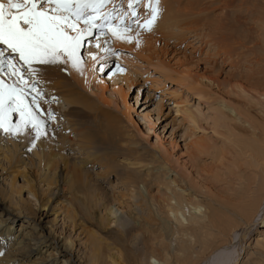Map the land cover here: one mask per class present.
Instances as JSON below:
<instances>
[{
  "label": "bare ground",
  "instance_id": "6f19581e",
  "mask_svg": "<svg viewBox=\"0 0 264 264\" xmlns=\"http://www.w3.org/2000/svg\"><path fill=\"white\" fill-rule=\"evenodd\" d=\"M236 1L238 0H160L158 5L159 13L151 25L148 32L150 34H140L129 29L113 28L109 31L106 38H110L116 45H132L136 49H141L148 67L157 66L161 69L162 74L177 75L178 82L182 86H193L194 88L192 89L197 91L200 96L210 97L212 95L211 89H207L204 84L208 82L210 86L217 87V89L224 87L223 97H235L246 102L243 107V105L227 101L228 107L223 109L219 107L216 110V119H214V124L219 129L220 127L226 129L225 131L230 134L229 137H235L234 141L231 142H233L234 147H238L242 156L233 157L234 161L231 164L228 163L229 166L227 168L224 166V162L227 160L226 157H212L214 168L218 173L216 177L219 178L221 175L220 165L224 166L227 169H224V171L235 177L234 180H236L238 188L233 189V186L231 188V181L228 180L227 186L225 185L228 187V193L224 190V196H220L222 198H218V196L215 198L209 192L205 193L204 196L210 198L213 204L206 203L202 205L197 198L199 196L187 198L185 192L179 190V182L170 179L169 174L174 172L188 188L196 189L197 185L191 184L190 175L186 176L181 171L167 170L160 162H158L156 167L149 168L142 161L145 153L139 146H136V142L132 141L134 137H129V132L126 133L130 127L136 129L130 114L132 106L129 105L127 100V89L131 88L132 84L128 87L125 84L113 87L112 92L113 95H116V100L109 102L110 99L108 98L109 100H107L105 94L108 91L107 89H109L107 83L102 80L98 81L95 73V67L100 57L89 59L87 62L81 58V63L76 67H73L71 61L65 62V58L61 57L62 65L56 71L58 73H54L55 77L51 74L53 86H47L49 87L47 90L50 93H55L59 99L71 107L64 117L72 131L76 132V129L80 126L79 122H77L80 121V114L76 109L79 108L78 106H82L88 112L96 111L99 116H102L103 123L100 128L105 137L101 136L102 140L99 142L96 136L85 133L87 136L81 135L77 141H74L67 134L59 137L56 131H51L50 133L44 127L43 120L38 114L33 113L29 106H22V104L17 103L16 105H11L12 110H9V104L7 103L8 93L13 90L16 96H20L19 89L15 84H4L5 82L0 79V82H2L0 83V90L4 92L5 96V116L7 117L5 127L8 128V131L0 128V144H2L5 136L8 137L6 147L5 145H0V158L2 157L9 164L10 177H12V189L9 192L0 188V242L1 245L5 243L7 248L6 252L0 251V264H85L83 257L76 255L75 245L70 239L53 233L52 229L46 230L42 224L50 216L53 205L56 203L59 206L57 209L58 217L72 225V234L74 233L77 237L84 234L87 237L86 242L90 243V245L87 244L92 249L91 255L89 254L90 257L88 255V264H142L141 256H137L134 253L135 251L129 247L131 246L128 241L129 234L127 236V233L124 234L119 231L113 233L115 236L112 244L114 248H111V246L110 249L108 248L109 251L107 250L103 253L101 248L97 247L100 243H96L98 241H96V237L87 232V230L80 229L82 226H79L78 221H76L75 204L87 201L96 207L97 204L103 206V204H100L101 193L98 188H96L95 192V185L89 180L90 174L87 176V173L83 171L85 167L89 166L85 159H82L84 162H72L67 156L59 155L57 148L60 147V144L64 148L69 146L70 150L77 147L80 153H89L91 150H98L97 148H100V146L108 145L113 149H117L116 151L123 150L129 156H137L135 164H120L115 169L122 168L125 171L127 170V176L123 177L125 187L128 186L132 190H139L136 187L138 183L146 185L144 186L146 189L142 187L144 191L141 189V193H139L142 196L139 194L133 196L135 193L131 195V197L133 196V202L138 199L144 205H148L150 209L151 207H157L158 211L154 210L156 212H151L150 210L148 212L150 219L151 217L152 219L156 217V222L160 220L164 228L159 229L165 230L170 238L174 239V244L176 243L177 245L172 251L173 245L170 244L169 246L156 237L155 240H158V242L153 241L152 245L150 243L152 240L146 241V245H151L150 248H152L151 254L147 255L151 260L155 259L159 264H198L199 262V264H236L237 260L239 261L242 255L243 243L248 238L249 231L258 223H264V219L258 221V219L264 218V94H256V91L255 94H252L248 91V86H245L242 82L244 80H241L244 79V74H241L242 69L240 67L243 59L248 60L250 64L252 61L250 57L255 55L254 51L256 48L264 51V48L261 49L264 45V39L261 40V37L263 38L264 36V12H262L263 15H260V13L258 17L253 18V15L246 16L249 10L246 8L247 13L244 16L241 13L245 10L240 11L242 9L241 5L243 6V3L245 1L248 2V0H239L242 3H239L235 8L240 10L234 8ZM258 1L264 3V0ZM146 2H149V0H146ZM214 5H216L215 8ZM259 7L258 10H260ZM262 7L261 9H264ZM248 15H250V12ZM80 27L83 28L85 25L81 22ZM114 32L116 33L115 35L113 34ZM71 34L75 35V33ZM102 39L105 38L103 37ZM184 43H186V47L194 49L199 58L205 55L206 57L202 60L204 63H210L213 60L214 66L217 64L219 67L222 65L231 67L238 72L240 78L236 82H232L230 79L222 82L217 78L207 77V74L196 75V79L194 76L192 77L189 71H180L183 76L177 74L176 70H171L167 55L171 46L177 47ZM1 47L8 50L5 45ZM9 54L12 53L9 52ZM7 57L9 58V56ZM219 61H222V65L218 63ZM254 61L255 65H260L263 62L261 59H255ZM63 76L65 78L62 82H59L58 79ZM125 81H131V79L119 76L113 80L115 84ZM160 84L162 85V83ZM174 92H171L173 97L176 95ZM119 102L123 107L121 110ZM181 105L183 106V104ZM189 106L183 108L184 116L191 124L199 126L203 116L200 111H193L191 106ZM254 107L260 111L261 116L253 117L250 110L248 109L247 111L246 109ZM43 108L42 114L49 110L47 106ZM21 109L25 113L24 116L21 115ZM225 109L228 112H234L236 118L237 116L245 118V123L250 124L249 129H251L250 132L252 131V134L250 133L248 136L236 135V138L235 131L231 130L232 126L226 122L227 111ZM14 112L17 114L18 122L12 127L11 119ZM114 112L118 116H115ZM29 113L31 114L30 117ZM96 113L95 115H97ZM98 119L100 120L101 118ZM233 121L232 119V123ZM33 124H37L40 127L41 134L39 136L36 128L32 126ZM27 126H32L33 135L28 134L26 131ZM12 137H17L24 148L32 152L35 157H38L39 171L42 172L41 175L38 174L37 180H27V177H23V179L27 180L29 202L22 200L21 194L23 192L17 187L16 182L17 179L25 175L21 171H32L31 168H33L34 164L28 158H23V155L20 154V146L17 143H12ZM98 144L99 146H97ZM197 146L199 153L207 152V148L201 141L198 142ZM108 155L106 152H100L99 154L97 152V155L91 154L88 159H91L92 162L98 160V164H103L101 158L108 159ZM155 159L157 160V158ZM197 160L200 162L202 157H197ZM227 161L230 162V160ZM113 169L114 167L110 165L105 166V171H108L105 175L106 179L108 175H111L110 172ZM131 169L133 171H128ZM0 171L5 174V170L1 165ZM226 173H224V177H226ZM97 178L101 177L97 176ZM39 184H44L48 187L49 192L46 194L40 190ZM130 189L129 192H131ZM152 189L156 190L155 195H153ZM80 194L85 195L80 197ZM188 196L190 197L191 195L189 194ZM120 198L125 199V195L121 194ZM113 199L114 203H121L120 205L124 207V202L119 201V197H116L115 194H113ZM32 202L38 207L39 215L36 214L38 220H36L37 218L34 219L35 217L29 207V203ZM120 205L118 204V206ZM137 206L143 211L141 205ZM104 211L103 220H110L109 223L114 220V224L118 226L123 223L124 218H117L118 213L123 212L119 207L117 208L116 204L105 206ZM187 212L188 215H186ZM140 216H137V218L133 216L135 222L137 221L139 224L146 223L145 217ZM58 217L54 219L53 223L58 220ZM84 218L85 216H83V220ZM88 218H93V216L90 215ZM132 219L131 221H133ZM171 222L175 225H171ZM146 228L148 230L149 227L146 226ZM78 230L80 233L77 234ZM245 231L246 233L244 234L243 232ZM166 236L168 235L166 234ZM150 237L153 238V236ZM158 237L160 236L158 235ZM256 247L261 252V258H259L257 264H264V244L257 242ZM231 249L235 250L230 252ZM25 251H28L27 256H24ZM202 260L204 262L201 263ZM85 261L87 262L86 258Z\"/></svg>",
  "mask_w": 264,
  "mask_h": 264
},
{
  "label": "rangeland",
  "instance_id": "374dc122",
  "mask_svg": "<svg viewBox=\"0 0 264 264\" xmlns=\"http://www.w3.org/2000/svg\"><path fill=\"white\" fill-rule=\"evenodd\" d=\"M235 3H234L235 5L234 8L239 3L241 4L242 1L238 0ZM215 6L216 5H214V8ZM254 6L255 7L257 6V8H255ZM262 6H264V3H262V1L248 0V2L245 1L243 3V6L241 5L242 7L241 10L238 8L237 9L235 8V9L240 10L241 12L245 10L241 14L245 16V14L248 12L246 16L253 15V18H256L258 17V14L260 13H261L260 15H263L262 12H264V9H261ZM258 7L260 10H262L261 12L260 10H258ZM246 8L249 10L247 11ZM249 12H250V15H248ZM133 31L139 33V31H135V30ZM140 34H145V33H140ZM147 34H150V33H147ZM93 35L94 33L84 36L83 47L80 50V56L83 60H85V62H87L89 59L100 57V60L97 62L96 67H95V73L97 74L98 81L102 80L103 82L107 83V87L109 89H107L108 91H106L105 94L107 97L106 99L107 100L110 99L109 102H114L116 100V95H113V92H112L113 87H116L121 84L122 85L125 84L126 87H128L130 84H132L131 88L127 89L128 91L127 100H128L129 105L132 106V109L130 110V114H131L132 121L135 124L136 129L130 127L128 131L126 130L125 131L126 133L129 132L130 134V135L128 134L129 137L130 136L132 138L134 137V140L132 139V141L136 142L137 143L136 146H139V148H141L143 152L145 153L144 157H142V161L145 162L144 164L148 165L149 168L152 169L157 166L158 162H160L165 166L167 170L181 171V172H184L186 176L190 175V178L192 180L191 184H196L197 185L196 189L188 188L185 183L180 181L179 176H177L174 172H170L169 178L179 182L178 188L181 192H185V195L187 196V198H191L193 196L194 197L199 196L197 198L201 202L202 205H205L206 203L213 204L210 201V198L207 197L208 198L207 199L206 196H204L205 193L209 192L210 195L214 196L215 198H217V196L218 198H222L224 196L223 195L224 190L226 191V193H228L227 192L228 187H226L228 180L231 181V188L234 187L233 189H237L238 185L235 182L236 180H234L235 177L233 175L227 174L226 171H224V169H226L229 166L228 163L231 164V162L234 161L233 157H240L241 153L238 150V147L237 148L234 147V145L232 144L233 142H231V141H234L235 137L230 136L231 137L230 138L229 132L225 131L226 129H223L221 127L219 129L216 126V124H214L215 123L214 119H216V110L219 107L221 109H223L224 107L225 108L228 107L226 104L227 101H231L241 106L243 105V107L245 106L246 102H244V100L242 101L235 97H230V98L225 97V96L223 97L222 92H224L225 90L224 87H220L219 89H217V87L210 86L208 82H205L204 84L205 86H207L206 87L207 89L208 88L211 89L212 95L210 97L202 96V95L200 96L197 91H194L192 89L194 88L193 86H190V87L182 86L181 83L178 82L177 75L169 76L166 74H162L161 69L158 68L157 66L152 65L148 67L145 61L146 58L143 56V51L141 49H136L132 45H121V46L116 45L114 44L112 40H110V38H106L107 35L104 36L105 39H102L103 37L101 38V37H97L96 35L94 36ZM263 39H264V36L263 38L261 37V40ZM181 45L177 47L171 46V49L169 50V54L167 55V59L170 62L169 66L172 68L171 70L173 71L176 70L177 74L182 75L180 71L181 72L189 71L192 77L194 76L195 79L197 78L196 75L207 74V77L217 78L222 82L224 80H229V79L232 82H236L240 78L236 70L232 69L231 67L223 66L221 64L222 61L218 62L222 65L220 67L217 64L214 66L213 60L210 63H204L202 60L204 57H206L205 55H203L202 58H199L197 53H195L196 51H194V49L188 46L186 47V43H184L182 46ZM262 48H264V45L263 47H261V49ZM0 49H3L5 51L6 53L5 59H6L7 55H10L9 54L10 50H5V48H2V47ZM254 52H255V55H253L254 57L253 56L250 57L252 60L250 61L252 63L250 62L249 64V61L245 59H243L240 63V67L242 69L241 74H244L243 76L244 79H241V80H244L242 82L244 83L245 86H248V91H250L252 94H255V91H256V94L257 93L264 94V51H260L259 48H256ZM11 59L18 61V55L15 54ZM255 59L257 60L261 59V61L263 62L260 65L259 64L255 65V61H254ZM253 62H254V65H253ZM18 65H20V63H17L16 66ZM60 65H62L61 60L57 63H44V64L35 63L34 68L36 69V73L39 72V74L45 80L43 82V85L46 87V89H49V87L47 86H53L51 74L55 77L54 73L60 69L59 68ZM119 76L127 77V78L129 77L131 81H125L123 83L118 82V84H115L113 80L118 78ZM64 78L65 77L63 76L61 77V79H58L59 82H62ZM0 79L2 82H5L4 84H10V83L14 84V81H15L14 75H10L8 70L5 73V77L0 76ZM19 81L28 82L24 78L20 79ZM153 81H156L157 83ZM159 83H162V85L161 84L159 85ZM237 83L239 84V82ZM170 91L171 92L173 91L174 93H176V95L173 97ZM19 95L22 97V103L20 102V100L18 101V103L22 104V106L23 105L29 106L30 110H32L33 113L35 112L36 114H38V116L44 122V125H45L44 127L50 133L51 131L53 132L56 131L59 137L60 136L62 137L63 135L67 134V136L72 138V140L74 141H77L79 139V136L81 137V135L87 136L85 135V133H90L91 135L96 136L99 142H101L102 140L101 136L105 137L100 128V126L103 123L102 122L103 118L101 115L99 116L98 115L99 113H96V111L88 112V110H86L82 106H78L79 108H77L76 111H79L80 121H77V122H79L80 126L76 129L77 131L74 132L70 129V127L68 126V122L66 121L64 117L71 107L68 104H66L64 101L59 99V97L58 98L55 97L53 99L56 102L51 101L49 103L48 101L35 99L34 104H36V106L35 105L32 106L31 102L28 101L25 96H22L20 91H19ZM181 104H183V106ZM44 105L49 107V110L42 114V112L44 111L43 107H45ZM119 105H120V110H121V108L123 107L121 106V103ZM189 105L191 106L193 111L194 110L200 111L203 116L202 121L199 126H195L191 124L187 120V118L184 116L183 108ZM50 106H53V107H50ZM246 109L247 111L248 109L250 110V113L252 114L253 117L254 116L259 117L262 115L260 111L257 110L255 107L252 109L251 108H246ZM53 110L55 111V117L53 121H47L48 118L44 119L41 116L45 114V116L47 117V113L53 112ZM36 111H39L40 113H37ZM226 111H227L226 122H228L229 125L232 126L231 130L235 131L234 132L235 136L236 135L248 136L250 135V133L252 134V131L250 132L251 129H249L250 124L245 123V118H243L242 116L241 118H239L240 116L239 117L237 116L236 118V116L234 115L235 114L234 112L231 113V112H228V110ZM95 113L97 115H95ZM114 115H115V112H114ZM116 115L118 116V114ZM231 117L236 123L234 121L232 123V119H230ZM98 118H101V119L99 120ZM17 122H18L17 114L14 112L12 115V119H11V126L14 127L17 124ZM64 128L66 129V131ZM26 131L28 132V134L33 135L34 133L32 126H27ZM0 134H1V131H0ZM199 141H201L207 148L206 153L201 154L197 151L198 149L197 144ZM7 142H8V137L5 136L3 138L2 144L0 145L2 146L5 145L6 147ZM13 142L17 143L20 146L19 150H20V154L23 155V158H28V160L32 161L31 163L34 164L33 168H31L32 171L28 170V172H25L24 170H22L21 172H24L25 175L17 179V182H16L17 187L21 189L23 192L21 194L22 200L29 202V197H28L29 191H27L28 185L26 184L27 183L26 181L28 179L37 180L38 174L41 175L42 172L39 171L38 157H35L32 152L24 148L22 146V142L19 139H17V137H12V143ZM97 146H99V144ZM97 149L98 150L96 149L91 150L89 153L88 152L80 153L77 150V147L70 150L69 146L67 148H64L63 145L60 144V147L57 148V153L59 155L67 156V158H69L72 162H78V161L84 162L82 159H85V161L87 162V165L89 166L85 167L83 171L84 173H87V176H89L90 174L89 180H91L92 183L95 185L94 187L95 192H96V188H98L101 193V203L100 204H103V206L102 205L99 206L97 204V207H96L95 205L88 203L87 201H85L84 203L77 202V204H75L76 221H78L79 226H82L80 227V229L81 230L84 229V231L87 230V232L91 233L93 236L96 237V241L98 240L96 243L97 244L98 242L100 243L98 244L97 247L101 248V251L103 253H105L107 250L109 251L111 246H112L111 248H114V246L112 245L114 237H115L113 233H117L116 231H119L120 233H124V234L127 233L126 234L127 236L129 234L128 241L131 244V246L129 247L131 250L135 251L134 253L137 256H141L142 264H150V262L151 264H159L155 259L151 260V258L147 256V255H150L152 252V248L150 247L153 244V241L158 242V240H160L162 242H165L169 246L170 244L173 245L174 247L172 246L173 248L172 251L174 250V248H176L177 245L176 243L174 244L173 242L174 239L170 238L169 234L166 233L165 230H160L164 228L162 226L163 223L160 220H157L156 222V217H154L153 219L151 217L152 220L150 219V215L148 214V212L150 210L151 212L158 211L157 207L156 208L151 207L150 209L148 205L147 206L144 205V203L141 202L140 200L138 201V199H136L137 201L133 202V196L141 193V189L144 191V189H146L144 186L146 185H142V183L140 184L138 183L136 187H138L139 190L138 189L132 190L128 186H126L127 187L126 189L125 183L123 182V177L127 176V170L125 171L122 168L115 169L116 166H120V164L121 165L135 164L136 163L135 160L137 159V156H133V157L129 156L123 150L116 151L117 149H113L112 147L108 145L100 146V148L98 147ZM97 152L98 154L100 152H106L107 154H109L108 159L101 158L103 164H98L97 163L98 160H96V162H92L91 159H88L90 158L89 156L91 154L97 155ZM197 157H202V160H201L202 162L201 161L199 162V160H197ZM212 157H226L227 160H230V162L227 160L224 162V166L226 168L220 165V170H222V172L219 178L216 177L218 173L216 172L214 168ZM1 158H0V165L5 170L4 172L5 174H2V171H0V174H2L0 175V188H2L6 192H9L12 189L11 188L12 177H10L11 175L9 172L10 170L9 164L3 158L2 159ZM155 158H157V160ZM106 165H110L114 167V169L110 172L111 175H108L109 178L107 177V179L105 178V175L108 172V171L107 172L105 171ZM128 171H133V170L131 169ZM215 172H216V175H215ZM223 172L226 173V177H224L225 174ZM97 176H100L101 178H97ZM23 177H27L26 178L27 180L23 179ZM228 177L229 178L231 177V178L229 179ZM39 188L46 194L49 192L48 187H46L44 184H41ZM128 188L131 190V192H129ZM152 190H153V195H155L156 190L154 189ZM201 193L203 194L201 195ZM113 194H115L116 197H119L118 199L119 201L124 202L123 203L124 207L120 205L121 203H114ZM121 194L125 195V199L120 198ZM132 194L134 195L131 197ZM189 194L191 195L190 197L188 196ZM84 195L80 194L79 196L84 197ZM139 195L142 196V194H139ZM32 203H29V207L31 208L32 215L35 217L34 219L37 218L36 220H38V217H36V214L39 215L38 207L35 206V203L33 204ZM133 203L134 205L135 204L136 205L134 206ZM114 204H116L117 208L119 207L121 211L123 212V213L119 212L117 215V218L118 219L124 218L123 220L124 221L126 220L125 221L126 223L123 221V223H120L121 225L119 226L117 224H114L115 222L114 220H112V223H109L110 220H103L102 218L103 214L105 213L104 207L112 206ZM118 204L120 206H118ZM137 205H141L143 208V211ZM6 207L8 208V206ZM58 208H59L58 203L53 205L52 213L47 219L44 220V222H42L43 226L45 227L46 230L52 229L51 231H53V233L61 235L62 237H65L66 239H70L75 245L76 255L77 256L79 255L81 258L83 257L85 264H88L89 263L88 260L91 255L90 253L92 252V249L91 247H89L90 243L86 242L87 237L84 236V234H81L79 237H77V235H74V233L72 234L71 232L72 225H70V223H67V221H64V219H62L61 217H58V213H57ZM133 212H135L136 215ZM90 215H92L93 218H88ZM140 215L145 217V219L148 222L145 221L146 223L144 224L143 223L139 224V222L137 221L135 222V219L133 218V216L137 218V216H140ZM186 215H188V212ZM83 216H85L84 220H83ZM56 217H58V220L55 223H53ZM131 219L133 221H131ZM263 219L264 218H260L258 219V221H262ZM171 225H175V224L171 222ZM146 226H148L149 228L151 227V229L148 228L147 230ZM157 228L158 229L160 228V229L158 230ZM78 233H80L79 230L77 231V234ZM157 233H159L158 235L161 238L158 237ZM165 233L168 236H166ZM243 233L245 234L246 231ZM163 234L166 236V238ZM150 236H153V238ZM155 237L158 240H155L156 239ZM148 240L150 241L152 240V242H150L151 245H146V241ZM245 240L246 241L243 243V247L241 250L242 255L240 259L238 258L239 261L237 260L236 264H255V263L257 264L259 261V258H261V254H260L261 252H260V249L256 247V244L257 242H259L260 244H264V223L260 222L256 226H254L249 231L248 238ZM103 244L104 245L106 244V245L104 246ZM234 250L231 249L230 252H233ZM27 255H28V251H25L24 256H27ZM85 258L87 259V262L85 261ZM202 262H204V260H202L201 263Z\"/></svg>",
  "mask_w": 264,
  "mask_h": 264
},
{
  "label": "snow or ice",
  "instance_id": "6c2138e0",
  "mask_svg": "<svg viewBox=\"0 0 264 264\" xmlns=\"http://www.w3.org/2000/svg\"><path fill=\"white\" fill-rule=\"evenodd\" d=\"M110 2L111 0H0V45H5L23 62L22 67H17L11 62V57L5 59L6 53L0 49V73L7 68L10 75L23 79V68L26 67L35 74L36 69L31 68L33 63H57L61 57L65 58V62L71 61L73 67H76L81 63L80 50L84 36L90 35L94 28L103 29L104 25L96 23L100 19L99 9ZM138 3L140 0H130L129 7ZM159 3L160 0H149L151 18L145 21L143 27L150 30L159 13ZM132 15H136L135 11ZM81 22L85 27H80ZM16 102V94L10 90L7 96L9 110H12L10 106ZM33 102L35 103V98ZM20 112L22 116L25 115L22 109ZM28 115L31 116L30 113ZM6 119L5 96L0 90V128L8 131L5 127ZM32 126L39 136L40 127L37 124Z\"/></svg>",
  "mask_w": 264,
  "mask_h": 264
}]
</instances>
